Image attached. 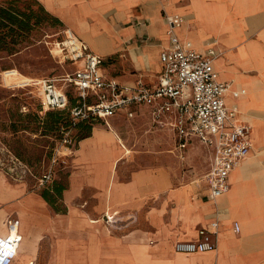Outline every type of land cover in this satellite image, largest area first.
Masks as SVG:
<instances>
[{"label": "crops", "instance_id": "1", "mask_svg": "<svg viewBox=\"0 0 264 264\" xmlns=\"http://www.w3.org/2000/svg\"><path fill=\"white\" fill-rule=\"evenodd\" d=\"M37 1L103 58L127 51L137 73L114 76L105 59L103 69L128 85L139 76L146 83L156 80L158 54L168 45L161 9L179 15V39L201 52L213 48L218 79L230 83V90H244L225 99L250 125L251 149L231 171L228 190L212 200L203 177L211 153L203 145L206 168L196 184L181 181L171 161L130 170L122 179L129 149L111 122L141 116L177 146L175 136L167 126L152 125L145 105L133 117L121 112L99 121L72 149L63 204H49L0 171V234L8 217L18 220L21 233L11 264H264V0ZM214 220L213 250H174L177 241L197 239L201 227L212 232Z\"/></svg>", "mask_w": 264, "mask_h": 264}, {"label": "built area", "instance_id": "2", "mask_svg": "<svg viewBox=\"0 0 264 264\" xmlns=\"http://www.w3.org/2000/svg\"><path fill=\"white\" fill-rule=\"evenodd\" d=\"M179 15H165L168 45L158 54L159 71L156 80L146 83L139 76L134 84L119 82L103 69L104 58L93 52L71 29L63 28L54 43L61 66L68 65L56 76L26 77L15 81L14 68L2 71V84L7 88H31L45 110H66L73 125L79 122L107 123L117 113L133 117L141 105L149 108L153 126L171 128L178 146L195 139L211 153L208 170L203 177L208 197L216 199L229 188L231 171L251 149L250 125L237 118L236 104H227L228 92L234 98L244 92L230 90V83L220 81L213 67L217 52L207 48L196 50L190 41L180 40L175 32ZM50 171L40 179V185L50 179ZM111 222V219L105 215ZM6 232L0 234V264H11L21 242L18 220H5ZM198 230L195 240L177 241L174 250L184 253L203 252L215 248L214 220ZM238 232L239 225L233 223Z\"/></svg>", "mask_w": 264, "mask_h": 264}, {"label": "rangeland", "instance_id": "3", "mask_svg": "<svg viewBox=\"0 0 264 264\" xmlns=\"http://www.w3.org/2000/svg\"><path fill=\"white\" fill-rule=\"evenodd\" d=\"M0 8L17 15L13 22L5 20L0 24V171L28 190L51 192L55 184L66 186L73 147L89 133L87 126L91 128L99 122L75 126L66 111L42 108L31 88L3 86L2 71L7 69L14 68L23 77H51L69 66H61L53 55L54 43L65 26L50 17L37 0H0ZM22 12L30 15L29 26L21 23L25 18ZM165 15L161 9L164 21ZM140 23L147 24L144 20ZM104 59L105 70L114 76L130 78L137 73L127 51L104 55ZM151 68L155 69V65ZM111 123L129 149L120 178H126L130 170L171 161L181 181L196 184L202 179L207 160L204 148L196 140H189L181 148L175 146L173 136L153 128L141 116ZM49 171L50 179L40 185L41 177ZM61 204L60 193L55 205Z\"/></svg>", "mask_w": 264, "mask_h": 264}, {"label": "trees", "instance_id": "4", "mask_svg": "<svg viewBox=\"0 0 264 264\" xmlns=\"http://www.w3.org/2000/svg\"><path fill=\"white\" fill-rule=\"evenodd\" d=\"M21 16L25 17L24 19H22V22L25 26H29L30 25V15L26 14L24 12L21 13ZM17 17V15L15 13L10 12L7 9H1L0 8V24H3V21H10L13 22V19L15 20ZM50 17H52L54 20H56L57 22H60L59 19L53 15L50 14ZM61 23V22H60ZM61 111H66V110H61ZM67 112V111H66ZM68 114V112H67ZM80 124H89L88 122H79L76 125H80ZM87 130L90 131V126H87ZM86 135V134H85ZM84 136V135H83ZM82 137V136H81ZM65 186H63L62 184H55L52 188H51V192L48 189H44L41 192V195L43 196V198L51 205L55 204V198L58 197L62 191V189Z\"/></svg>", "mask_w": 264, "mask_h": 264}, {"label": "bare ground", "instance_id": "5", "mask_svg": "<svg viewBox=\"0 0 264 264\" xmlns=\"http://www.w3.org/2000/svg\"><path fill=\"white\" fill-rule=\"evenodd\" d=\"M54 49V48H53ZM15 80H16V83L19 84L23 81H26L27 78L26 77H23L19 72L18 70L15 72V76H14Z\"/></svg>", "mask_w": 264, "mask_h": 264}]
</instances>
